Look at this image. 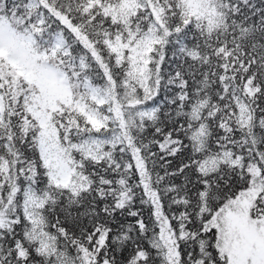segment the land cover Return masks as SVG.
Here are the masks:
<instances>
[{"label": "snow or ice", "instance_id": "obj_1", "mask_svg": "<svg viewBox=\"0 0 264 264\" xmlns=\"http://www.w3.org/2000/svg\"><path fill=\"white\" fill-rule=\"evenodd\" d=\"M0 264H264V0H0Z\"/></svg>", "mask_w": 264, "mask_h": 264}]
</instances>
